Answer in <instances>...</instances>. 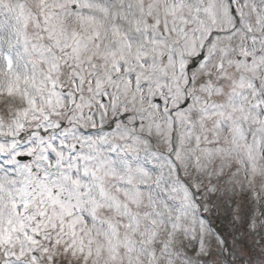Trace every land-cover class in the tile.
Listing matches in <instances>:
<instances>
[{"label":"snow or ice","instance_id":"1","mask_svg":"<svg viewBox=\"0 0 264 264\" xmlns=\"http://www.w3.org/2000/svg\"><path fill=\"white\" fill-rule=\"evenodd\" d=\"M0 264H264V0H0Z\"/></svg>","mask_w":264,"mask_h":264}]
</instances>
